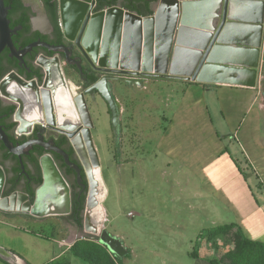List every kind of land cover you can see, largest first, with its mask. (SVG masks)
<instances>
[{"label":"water","instance_id":"1","mask_svg":"<svg viewBox=\"0 0 264 264\" xmlns=\"http://www.w3.org/2000/svg\"><path fill=\"white\" fill-rule=\"evenodd\" d=\"M58 6L64 37L80 48L95 69L128 76L126 81L130 85L142 86L143 78H162L251 88L258 86L263 69L264 0H156L152 5L153 14L146 16L122 5L106 6L95 11L96 0H58ZM195 19H199V25L193 24ZM8 22L4 0H0V50L9 42ZM42 45L55 53L65 48L46 43ZM39 64L44 70L41 84L36 80H27L16 72L8 75L0 84V94L16 107L13 118L17 132L24 135L30 134L34 126L42 122L31 123L28 131L22 127L17 116L21 106L16 97L4 91L5 83L14 81L39 92L40 88L46 86L49 69L54 66L69 92L58 55L41 56ZM110 80L113 77H103L92 88L98 89L109 103L116 125L118 109L108 84ZM74 98H80L84 106L83 135H87V148L93 165L86 157L87 152L75 143V130L81 123L75 126L59 124L54 119L57 116L56 106L49 109L43 93L38 94V110L43 122L56 126L68 135L85 171L87 195L82 237H98L110 251L121 255L125 250L120 242L103 229L107 216L103 203L108 189L91 136L93 122L90 111L83 94L74 95ZM48 112L53 116L52 121L47 118ZM0 139L18 157L27 153L35 143L44 146L47 151L61 152L66 163L75 168L81 179V168L70 162L67 154L53 147V141H41L43 137L40 136L26 144L14 145L1 126ZM39 165L43 181L35 189L33 202L29 194L23 191L4 195L7 174L0 165L1 212L29 214L38 219L71 213V186L57 162L47 153L39 158ZM21 168L24 170L22 161ZM0 258L11 264H23L17 254L2 246Z\"/></svg>","mask_w":264,"mask_h":264},{"label":"rangeland","instance_id":"2","mask_svg":"<svg viewBox=\"0 0 264 264\" xmlns=\"http://www.w3.org/2000/svg\"><path fill=\"white\" fill-rule=\"evenodd\" d=\"M27 1L39 3V0ZM68 76V81L77 86L76 77L71 74ZM155 79L157 78H143L142 86L130 85L122 77L111 82L112 96L120 109L117 108L116 125L113 122L110 105L108 110L107 104L98 95L85 96L93 122L91 136L108 189V195L103 203L107 214L103 229L120 242L125 253L121 255L113 253L100 242L98 237H82L83 226H70L66 223L64 216L38 219L29 214L1 211L0 246L18 254L21 253L34 262L43 263L51 257V253L49 250L42 251V247L57 245L58 239L62 241L67 239L68 242L73 240L69 253L57 261L69 264H106L104 254L92 249L90 245H85V252H82L85 259L75 256L71 247L77 241L85 240L89 244L99 243L107 250V254L112 259L109 258L110 262L122 264V260L129 256L124 241L129 244L131 238L137 239L135 235L139 238L138 241L141 238V243H147L149 240L150 233L133 232L136 226L156 229L166 224H179L191 228L204 222L207 230L200 233L197 238L205 242V252L212 253V256L223 264L234 263L229 253L238 250L240 234L233 228L225 230L217 228L233 218L231 210L227 207L229 198L227 196L242 184L236 179L237 174L234 167L229 165L231 163L229 158L214 157V153H218L222 148L229 149L230 151H226L228 153H233V150L228 148L232 147L229 145V136L221 137L219 140L210 139L207 135L203 137L204 146L201 144L198 153L200 166L202 169H207L208 175L201 179L202 182L197 181L194 178L197 176L187 168L188 164H183L176 158L170 159L161 148L155 146V139L177 107L175 100L178 102L182 100L185 94L183 89L186 88L191 97L200 98L202 95L200 88L186 86L179 82H169L172 80ZM259 81H261L260 94L263 100L264 62ZM248 117L249 114L246 119ZM232 123L234 125H230V128L234 136L236 132L242 133V130L251 125L250 120L242 123L241 120L235 119ZM207 127L210 128V124H207ZM215 128L219 129L216 125ZM240 142H243L242 144L245 142L242 137H238L236 143L239 145ZM237 163L241 168L245 166L243 159ZM176 178L179 179V184ZM245 180L255 191L264 193V183H261L256 175L249 177L247 173ZM259 184L262 186L261 189ZM209 192L212 197H209ZM193 195L198 196L193 197ZM183 200L185 203H182ZM204 201L206 202L205 212L194 215V211L189 206L196 208L199 202L202 204ZM178 208H181L180 213ZM171 211L178 212L171 214ZM209 212L211 214H208ZM211 228L215 229L209 230ZM24 229L32 230L39 234V237L32 234L23 235ZM117 233L121 237L117 236ZM149 243L154 242L149 241ZM188 248L193 250L191 254L193 252L198 254L200 250L198 241H193L192 247ZM182 252L183 249L179 248V253ZM152 257L157 262L162 259L160 256ZM186 259H189L188 255Z\"/></svg>","mask_w":264,"mask_h":264},{"label":"crops","instance_id":"3","mask_svg":"<svg viewBox=\"0 0 264 264\" xmlns=\"http://www.w3.org/2000/svg\"><path fill=\"white\" fill-rule=\"evenodd\" d=\"M262 59L264 62V54ZM261 75L262 69L260 71ZM155 80L164 79L157 78ZM166 80L179 82L183 85L186 84V86H199L201 97H204H191L188 95L186 88L185 90L183 89L185 94L180 102L175 100L177 107L168 117L166 126L158 133L155 139V146L161 148L163 153L170 159L176 158L182 161L183 164L187 163V168L192 174L197 176V178L193 177L197 181H201L202 178L208 175L207 169H202L200 166L198 153L201 144L204 146L203 137L207 135L210 139L219 140L221 137L229 136V145H232V147L228 148H231L233 153H228L226 151H230L229 149L222 148L218 153H214V157L216 159L229 158L231 161L229 165L234 167L235 174H237L236 179L242 185L237 187L231 195L227 196L229 197L227 199V207L231 210L233 218L230 222L223 225L234 224L233 229L239 232L242 237L264 243V193L263 191H255L245 180L247 173H249V177L256 175L261 180V183H264V99L262 100L260 94L261 81H259L257 87L251 88L240 85L210 84L181 79ZM248 114L249 117L246 119ZM164 118L167 119L166 116ZM235 119L241 120L242 123L250 120L251 125L242 130V133L236 132L234 136L231 134L230 125H234L232 122ZM207 124H210L211 127L208 128ZM215 125L219 129L215 128ZM238 137L244 139V144H242L243 142H240L239 145L236 143ZM239 159L245 161V166L241 164L243 168L237 163L240 162ZM176 181H178V184L180 183L178 178H176ZM260 184L259 188L261 189L262 186ZM208 195L212 197L210 192ZM196 196L198 195H193V197ZM182 203H185L184 200ZM189 207L194 211V215H197L199 212H205L206 202L204 201L202 204L199 202L196 208L193 206ZM178 211H171V214L180 213L181 208H178ZM208 214L211 213L209 212ZM213 224L215 225L214 221ZM214 227L217 228L218 226ZM66 230L69 231L68 229ZM206 230L204 222L197 227L192 226L191 228L185 225L183 227L179 224H166L159 226V228L156 227V229H148V226H136L133 232L150 233L148 235L149 240L147 243H141V238L138 241L139 238L135 235L134 237L137 239L131 238L129 244L124 241V246L129 252V256L122 260V264H212L210 259L216 257H213L212 253L207 254L205 252V242L197 238L200 233ZM22 231L23 235L32 234L39 237V234L34 233L30 229ZM116 235L119 236L118 233ZM195 240L198 241L200 249L197 255L191 254L193 250L188 248L189 246L192 247V242ZM149 241L154 243H149ZM56 242H58L57 245L41 248L42 251L49 250L51 253V257L43 263L34 262L21 253H14L20 257L23 264L55 262L63 255L69 253V247L73 240L68 242L67 239L64 241L58 239ZM179 248L183 249L182 253H179ZM8 250L12 251L11 249ZM154 255L155 257L160 256L162 259L157 262L152 257ZM187 255L189 259H186ZM1 262L3 261L0 260V264L4 263ZM221 264L223 263L221 262Z\"/></svg>","mask_w":264,"mask_h":264},{"label":"flooded vegetation","instance_id":"4","mask_svg":"<svg viewBox=\"0 0 264 264\" xmlns=\"http://www.w3.org/2000/svg\"><path fill=\"white\" fill-rule=\"evenodd\" d=\"M126 2H140L141 6L143 0H96L95 11L106 6H123ZM153 3L151 2V5ZM4 5L9 20L10 38L9 42L0 50V84L13 72L18 73L27 80H36L41 84L44 78V70L39 64L40 57L58 55L70 92L74 95L83 94L84 99L85 96L98 95L107 104L109 110V104L102 93L92 87L106 76L113 77V80L121 77L126 80L129 77L95 69L80 48L64 37L58 0H50V3L39 0L38 4L27 0H4ZM42 43L51 46H64L65 48H63V51L55 53L45 48ZM69 74L76 77L77 86L68 81ZM113 80L108 82L111 93L113 92L111 83ZM116 105L119 109L117 102ZM15 109V105L0 94V126L8 136L9 141L14 145H23L29 141L37 140L40 136L43 137L41 141L48 143L53 141L51 144L53 147L67 154L70 162L81 168V179L78 178L75 168L66 163L65 156L61 152L47 151L44 146L35 143L28 149L27 153L18 157L11 153L0 139V165L3 166L7 174L4 195H9L15 191H23L29 194L33 202L35 189L43 181L39 158L49 153L53 156L71 186L72 209L69 215L64 216L65 221L70 226H79L78 220L80 218L83 220L87 179L81 160L73 148L70 138L66 133L46 121L37 123L28 135L18 133L17 124L13 118ZM84 128L82 123L75 130L74 137L83 134ZM21 161L24 170L21 168Z\"/></svg>","mask_w":264,"mask_h":264},{"label":"bare ground","instance_id":"5","mask_svg":"<svg viewBox=\"0 0 264 264\" xmlns=\"http://www.w3.org/2000/svg\"><path fill=\"white\" fill-rule=\"evenodd\" d=\"M193 24L199 25V19L193 20ZM90 41L91 39L89 40V42ZM57 74L58 71H56V68L52 66L51 69H49V78L47 84L45 87L40 88L39 92L28 86L19 85L14 81L4 84V91H7L18 99L21 107L17 116L20 123L22 124V127L25 130L28 131L31 127V123L33 122H43V117L38 110V94L41 93H43V97L46 100V105L49 109L50 106H56L57 116L54 117V119L59 124L71 126H75L77 123H83V125L85 124V110L82 100L80 98H74V94H72L70 90L69 92L71 95L69 94L68 90L65 88L64 84ZM73 101L75 105L73 104ZM47 118L52 121L53 116L50 112H48ZM83 134H80L75 139V143L79 148L84 149L85 152H87L86 157L89 163L93 165V159L90 156L87 148V135L84 137Z\"/></svg>","mask_w":264,"mask_h":264},{"label":"trees","instance_id":"6","mask_svg":"<svg viewBox=\"0 0 264 264\" xmlns=\"http://www.w3.org/2000/svg\"><path fill=\"white\" fill-rule=\"evenodd\" d=\"M43 1L45 3H50V0H43ZM155 1L156 0H143V3L141 6H140V2L139 3L126 2L125 4H123V7L131 11H136L140 15L146 16V15L153 14L151 2H155ZM82 221H83L82 218L78 220V225L80 227H82L83 225ZM234 226H235L234 224H227V225L219 226L217 229L225 230V229L233 228ZM240 238H241V241L240 243L237 244L238 250H234L229 253V257L233 259V262H234L233 264H264V243L244 238L241 236V234H240ZM85 245H90L92 249L98 250L99 252L104 254V257L106 258V264H110L111 262L115 264L114 261H111V262L109 261L110 257L107 254L108 253L107 250L99 243L89 244L85 240H79L71 247V251L75 254V256L80 257L81 259H85V256L82 253V252H85ZM192 254L197 255L194 252ZM0 260L3 261L5 264H11L3 260L2 258H0ZM210 262L212 264H221V261L217 258L210 259ZM46 264H69V263L55 261V262H50Z\"/></svg>","mask_w":264,"mask_h":264}]
</instances>
